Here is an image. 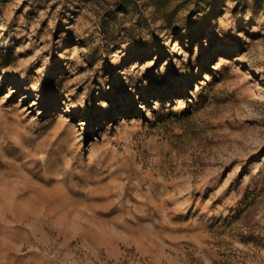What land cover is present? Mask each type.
Listing matches in <instances>:
<instances>
[{"label": "rangeland", "instance_id": "374dc122", "mask_svg": "<svg viewBox=\"0 0 264 264\" xmlns=\"http://www.w3.org/2000/svg\"><path fill=\"white\" fill-rule=\"evenodd\" d=\"M0 264H264V0H0Z\"/></svg>", "mask_w": 264, "mask_h": 264}]
</instances>
